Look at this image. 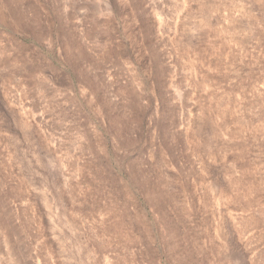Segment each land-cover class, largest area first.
Listing matches in <instances>:
<instances>
[{"label":"rangeland","instance_id":"1","mask_svg":"<svg viewBox=\"0 0 264 264\" xmlns=\"http://www.w3.org/2000/svg\"><path fill=\"white\" fill-rule=\"evenodd\" d=\"M0 264H264V0H0Z\"/></svg>","mask_w":264,"mask_h":264}]
</instances>
